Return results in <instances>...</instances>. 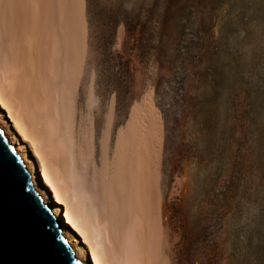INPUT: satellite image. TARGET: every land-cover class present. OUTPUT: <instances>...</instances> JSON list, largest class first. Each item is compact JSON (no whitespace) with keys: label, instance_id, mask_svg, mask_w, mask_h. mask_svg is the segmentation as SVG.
<instances>
[{"label":"rangeland","instance_id":"374dc122","mask_svg":"<svg viewBox=\"0 0 264 264\" xmlns=\"http://www.w3.org/2000/svg\"><path fill=\"white\" fill-rule=\"evenodd\" d=\"M114 30L120 104L97 51ZM0 61L59 94L77 64L87 206L152 216L158 264H264V0H0Z\"/></svg>","mask_w":264,"mask_h":264},{"label":"bare ground","instance_id":"6f19581e","mask_svg":"<svg viewBox=\"0 0 264 264\" xmlns=\"http://www.w3.org/2000/svg\"><path fill=\"white\" fill-rule=\"evenodd\" d=\"M1 61L0 129L56 216L75 257L83 264H158L161 241L152 216L136 210L130 220L117 205L108 218L87 206L89 190L84 193L80 187L85 171L78 167L73 135L77 64L68 69L65 91L59 94L57 85L58 92L47 90L40 80L26 82L17 64L7 67Z\"/></svg>","mask_w":264,"mask_h":264},{"label":"water","instance_id":"95a60500","mask_svg":"<svg viewBox=\"0 0 264 264\" xmlns=\"http://www.w3.org/2000/svg\"><path fill=\"white\" fill-rule=\"evenodd\" d=\"M20 160L17 166L0 141V264H76L79 259L56 216L35 191Z\"/></svg>","mask_w":264,"mask_h":264},{"label":"trees","instance_id":"16d2710c","mask_svg":"<svg viewBox=\"0 0 264 264\" xmlns=\"http://www.w3.org/2000/svg\"><path fill=\"white\" fill-rule=\"evenodd\" d=\"M115 44V30L109 39L104 38L99 40L97 51L100 57V65L103 70V79L109 87H113L117 93L118 103H121V98L125 92L129 91L128 78L130 69L127 62L112 51ZM115 80V81H114ZM113 82H115V87ZM128 94V93H127Z\"/></svg>","mask_w":264,"mask_h":264},{"label":"snow or ice","instance_id":"6c2138e0","mask_svg":"<svg viewBox=\"0 0 264 264\" xmlns=\"http://www.w3.org/2000/svg\"><path fill=\"white\" fill-rule=\"evenodd\" d=\"M80 2H83V0H80ZM4 137H5V133L3 131H0V141H3V143L7 146L8 153L10 154L11 158L15 160L17 166H19L22 163V161L18 157L15 148L12 145H10L9 141L4 139ZM59 239L61 240V242H63V237H59ZM76 264H83V262L77 260Z\"/></svg>","mask_w":264,"mask_h":264}]
</instances>
